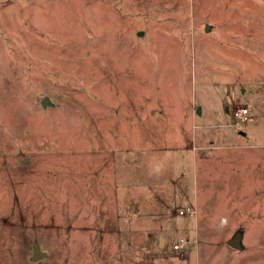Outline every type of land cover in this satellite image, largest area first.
I'll return each instance as SVG.
<instances>
[{
	"label": "rangeland",
	"instance_id": "1",
	"mask_svg": "<svg viewBox=\"0 0 264 264\" xmlns=\"http://www.w3.org/2000/svg\"><path fill=\"white\" fill-rule=\"evenodd\" d=\"M0 264H264V0H0Z\"/></svg>",
	"mask_w": 264,
	"mask_h": 264
},
{
	"label": "built area",
	"instance_id": "2",
	"mask_svg": "<svg viewBox=\"0 0 264 264\" xmlns=\"http://www.w3.org/2000/svg\"><path fill=\"white\" fill-rule=\"evenodd\" d=\"M232 116L234 118L233 126L244 124L250 120L249 111L247 108L238 107L232 110ZM179 214L180 215H185V214L194 215V212L191 210H186V211H179ZM187 244L188 242L181 238L173 244L172 249L175 252L182 254L184 251V247Z\"/></svg>",
	"mask_w": 264,
	"mask_h": 264
},
{
	"label": "water",
	"instance_id": "3",
	"mask_svg": "<svg viewBox=\"0 0 264 264\" xmlns=\"http://www.w3.org/2000/svg\"><path fill=\"white\" fill-rule=\"evenodd\" d=\"M49 103V100L47 98H44V100L42 101L41 105L44 107ZM197 112L199 113V110H197ZM161 242V240H160ZM241 239L240 236L238 235H234L229 241H228V246L231 247L234 250H241ZM42 255V252L40 251L39 246L37 245V243L34 244L33 248H32V256L30 258L31 261H37L39 260L40 256Z\"/></svg>",
	"mask_w": 264,
	"mask_h": 264
},
{
	"label": "crops",
	"instance_id": "4",
	"mask_svg": "<svg viewBox=\"0 0 264 264\" xmlns=\"http://www.w3.org/2000/svg\"><path fill=\"white\" fill-rule=\"evenodd\" d=\"M165 247H166V244H165Z\"/></svg>",
	"mask_w": 264,
	"mask_h": 264
}]
</instances>
